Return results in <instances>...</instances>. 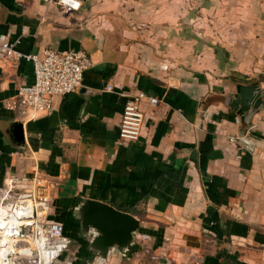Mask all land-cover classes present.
Listing matches in <instances>:
<instances>
[{"label":"crops","instance_id":"crops-1","mask_svg":"<svg viewBox=\"0 0 264 264\" xmlns=\"http://www.w3.org/2000/svg\"><path fill=\"white\" fill-rule=\"evenodd\" d=\"M172 7L166 18L164 0H83L64 14L0 0V38L18 53L75 50L92 61L81 89L22 122L4 102L33 84V65L0 60V189H26L35 174L50 183L48 219L72 240L63 261L99 264L75 217L94 199L140 222L128 253L111 250L103 264H264V0L223 8L205 37ZM247 85L261 96L249 111ZM138 91L160 103L137 142L121 141L123 105Z\"/></svg>","mask_w":264,"mask_h":264},{"label":"built area","instance_id":"built-area-1","mask_svg":"<svg viewBox=\"0 0 264 264\" xmlns=\"http://www.w3.org/2000/svg\"><path fill=\"white\" fill-rule=\"evenodd\" d=\"M40 1L59 6L64 14L77 12L83 4V0ZM15 45L0 38V60L16 64L24 59L32 63L34 70L33 84L19 86L15 95L4 102V108L22 122L47 114L55 98L81 89L84 73L92 65L90 57L82 51L44 49L39 54L22 55L16 51ZM107 89L112 90V87L108 86ZM159 103L158 98L143 91L127 96L119 121L120 140L137 142L141 137L146 112L153 111ZM5 187V195H0L2 239L38 246L41 258L38 264H46L45 255L49 252L51 256L47 264H71L69 260L62 261L63 255L72 246L71 238L65 235L62 223L48 219L51 209L50 183L35 174L22 192H15L18 189L13 180H9ZM0 191V194L3 193Z\"/></svg>","mask_w":264,"mask_h":264},{"label":"water","instance_id":"water-1","mask_svg":"<svg viewBox=\"0 0 264 264\" xmlns=\"http://www.w3.org/2000/svg\"><path fill=\"white\" fill-rule=\"evenodd\" d=\"M239 98L246 111L261 103L260 91L255 85L241 86ZM12 126L14 140L21 144L24 136L22 123L14 122ZM75 212L81 234L91 235L88 248L92 254L98 255L99 264H103L111 250L124 255L134 246V235L139 231L140 222L131 214L94 199L83 200Z\"/></svg>","mask_w":264,"mask_h":264},{"label":"rangeland","instance_id":"rangeland-1","mask_svg":"<svg viewBox=\"0 0 264 264\" xmlns=\"http://www.w3.org/2000/svg\"><path fill=\"white\" fill-rule=\"evenodd\" d=\"M233 2H237V0H164L166 18L171 17V14L169 15L168 13H172V5L176 4V11L181 9L183 21L189 20L193 17L194 19L199 20V25L194 30L196 34L202 37H205L207 30L211 32L210 20L212 19L217 24V30H220L222 19L227 15L225 13V15L221 17L222 10L223 8L227 9ZM234 13L236 16L239 14L237 11H234ZM7 184H9V181H7ZM0 190L3 192L0 194L2 197L5 195L6 187L4 188L3 186ZM22 191L24 190L19 189L15 192L18 193ZM10 195H12V193H10ZM1 241H5L7 245H10L9 241L2 239V236H0V242ZM1 244L0 254H8V261L6 264H38V262L41 261L38 246H28L25 242L20 241L12 242V246H4L3 243ZM3 247H5V249ZM68 251L65 254H68Z\"/></svg>","mask_w":264,"mask_h":264},{"label":"bare ground","instance_id":"bare-ground-1","mask_svg":"<svg viewBox=\"0 0 264 264\" xmlns=\"http://www.w3.org/2000/svg\"><path fill=\"white\" fill-rule=\"evenodd\" d=\"M1 243H3L4 244V246H12L11 245V243L12 242H9L10 243V245H7V243L5 242V241H1L0 242V246H2V244ZM4 249H5V247H3ZM46 247H44V249H45ZM50 256H51V254H50V252L47 254V255H45V263L47 264L49 261H50ZM7 261H8V254H6V253H1L0 254V264H6L7 263Z\"/></svg>","mask_w":264,"mask_h":264},{"label":"trees","instance_id":"trees-1","mask_svg":"<svg viewBox=\"0 0 264 264\" xmlns=\"http://www.w3.org/2000/svg\"><path fill=\"white\" fill-rule=\"evenodd\" d=\"M63 226H65V225L63 224ZM64 233H65V235H67V234H66V229H65V228H64ZM67 236H68V235H67Z\"/></svg>","mask_w":264,"mask_h":264}]
</instances>
